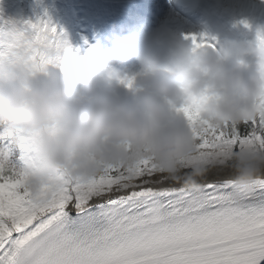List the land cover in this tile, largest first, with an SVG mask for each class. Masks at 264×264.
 Segmentation results:
<instances>
[{"label": "snow or ice", "instance_id": "6c2138e0", "mask_svg": "<svg viewBox=\"0 0 264 264\" xmlns=\"http://www.w3.org/2000/svg\"><path fill=\"white\" fill-rule=\"evenodd\" d=\"M185 39L201 46L194 34ZM257 40L264 45V35ZM88 57L49 21L0 17V59L12 65L33 74L54 66L78 78ZM134 81L125 76L120 83L131 89ZM208 98L175 107L195 148L179 169H204L196 187L144 158L105 166L87 180L57 174L34 195V136L23 129L16 141L0 135V264H264V175L240 185L218 166L233 150L264 147V110L217 125L202 116Z\"/></svg>", "mask_w": 264, "mask_h": 264}, {"label": "clouds", "instance_id": "9594fccd", "mask_svg": "<svg viewBox=\"0 0 264 264\" xmlns=\"http://www.w3.org/2000/svg\"><path fill=\"white\" fill-rule=\"evenodd\" d=\"M258 33L264 35V27L252 40L226 41L219 49L202 33L186 34L197 37L198 47L186 35H129L121 43L137 61L134 71H118L110 53L108 60L89 59L78 78L54 66L33 74L0 59V135L16 141L23 129L34 136L35 164L28 169L34 195L57 174L87 180L105 166H133L144 158L196 187L204 169H179L178 162L195 148L175 107L207 93L202 116L217 125L239 124L264 110V45ZM125 76L135 77L131 89L120 83ZM218 166L235 183L250 184L264 175V147L233 150Z\"/></svg>", "mask_w": 264, "mask_h": 264}, {"label": "bare ground", "instance_id": "6f19581e", "mask_svg": "<svg viewBox=\"0 0 264 264\" xmlns=\"http://www.w3.org/2000/svg\"><path fill=\"white\" fill-rule=\"evenodd\" d=\"M229 3H232V4L236 5V6H239V5H240L239 2H238V0H236V1H229ZM243 6H244V7H245V6L249 7V4L244 3Z\"/></svg>", "mask_w": 264, "mask_h": 264}]
</instances>
